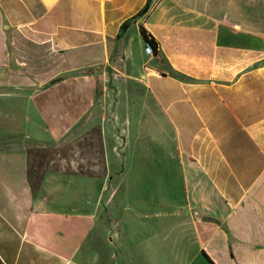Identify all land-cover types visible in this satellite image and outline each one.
Listing matches in <instances>:
<instances>
[{
	"label": "crops",
	"instance_id": "1",
	"mask_svg": "<svg viewBox=\"0 0 264 264\" xmlns=\"http://www.w3.org/2000/svg\"><path fill=\"white\" fill-rule=\"evenodd\" d=\"M94 128L100 175L30 158ZM114 244L264 264V0H0V264Z\"/></svg>",
	"mask_w": 264,
	"mask_h": 264
},
{
	"label": "rangeland",
	"instance_id": "2",
	"mask_svg": "<svg viewBox=\"0 0 264 264\" xmlns=\"http://www.w3.org/2000/svg\"><path fill=\"white\" fill-rule=\"evenodd\" d=\"M30 158L34 161L39 162V172H42L45 168L59 167L63 171L77 172V170L92 172L94 175H100L102 173L101 164V150L99 139L93 132V129L88 130L83 135L79 136L63 144L62 146L55 148L52 151H31L29 154ZM54 160V161H52ZM114 227L113 224L109 223V227ZM109 233H106V237ZM112 256L107 257L105 254L104 247L101 246L100 251L102 258L99 260L101 264H137L136 261L123 260L116 254L117 245H108ZM122 248V246H119ZM115 253V254H114ZM109 256V255H108ZM106 257V258H105ZM140 264H153L157 261H143Z\"/></svg>",
	"mask_w": 264,
	"mask_h": 264
},
{
	"label": "trees",
	"instance_id": "3",
	"mask_svg": "<svg viewBox=\"0 0 264 264\" xmlns=\"http://www.w3.org/2000/svg\"><path fill=\"white\" fill-rule=\"evenodd\" d=\"M147 8H148V1L145 3V5L141 8V10L138 13L141 14V13L145 12L147 10ZM127 21H124L120 25L121 30L125 28ZM139 33H140V35L142 37L143 42H146V43H148L151 46L152 53H153L154 52V49H155V42L153 41L152 37L148 36L142 27H139ZM93 132L97 135V137L99 139V132H98V130L96 128H94L93 129ZM52 170H60V168L57 167V166H54V168H52ZM77 172L80 173V174L94 175V174H92V172H86V171H81V170H77ZM39 177H40V175H39Z\"/></svg>",
	"mask_w": 264,
	"mask_h": 264
},
{
	"label": "built area",
	"instance_id": "4",
	"mask_svg": "<svg viewBox=\"0 0 264 264\" xmlns=\"http://www.w3.org/2000/svg\"><path fill=\"white\" fill-rule=\"evenodd\" d=\"M143 51L146 54H151L152 53V48H151V46L148 43L143 42Z\"/></svg>",
	"mask_w": 264,
	"mask_h": 264
}]
</instances>
